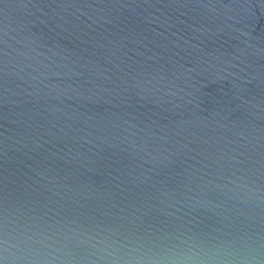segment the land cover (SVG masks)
<instances>
[{
    "label": "water",
    "instance_id": "95a60500",
    "mask_svg": "<svg viewBox=\"0 0 264 264\" xmlns=\"http://www.w3.org/2000/svg\"><path fill=\"white\" fill-rule=\"evenodd\" d=\"M86 234L264 251V0H0V264Z\"/></svg>",
    "mask_w": 264,
    "mask_h": 264
},
{
    "label": "clouds",
    "instance_id": "9594fccd",
    "mask_svg": "<svg viewBox=\"0 0 264 264\" xmlns=\"http://www.w3.org/2000/svg\"><path fill=\"white\" fill-rule=\"evenodd\" d=\"M49 247L41 251L44 264H264V251L242 237H176L147 247L86 234L72 249Z\"/></svg>",
    "mask_w": 264,
    "mask_h": 264
}]
</instances>
